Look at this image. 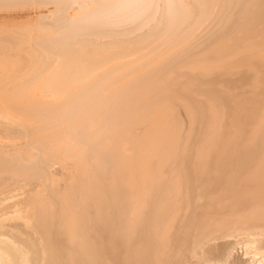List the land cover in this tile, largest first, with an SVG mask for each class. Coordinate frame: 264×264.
Wrapping results in <instances>:
<instances>
[{
    "label": "bare ground",
    "instance_id": "1",
    "mask_svg": "<svg viewBox=\"0 0 264 264\" xmlns=\"http://www.w3.org/2000/svg\"><path fill=\"white\" fill-rule=\"evenodd\" d=\"M0 264H264V0H0Z\"/></svg>",
    "mask_w": 264,
    "mask_h": 264
}]
</instances>
